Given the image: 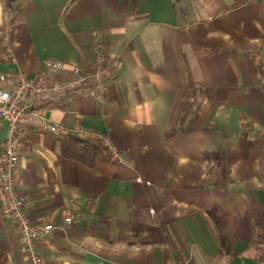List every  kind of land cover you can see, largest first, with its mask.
<instances>
[{
    "label": "crops",
    "instance_id": "1",
    "mask_svg": "<svg viewBox=\"0 0 264 264\" xmlns=\"http://www.w3.org/2000/svg\"><path fill=\"white\" fill-rule=\"evenodd\" d=\"M0 27L6 87L48 59L70 77L108 57L101 98L66 94L46 116L108 141L116 176L35 120L21 129L19 192L57 226L38 244L45 264H264V0H0ZM7 130L0 117V156ZM134 223L169 241L139 243ZM0 264H30L1 209Z\"/></svg>",
    "mask_w": 264,
    "mask_h": 264
},
{
    "label": "built area",
    "instance_id": "2",
    "mask_svg": "<svg viewBox=\"0 0 264 264\" xmlns=\"http://www.w3.org/2000/svg\"><path fill=\"white\" fill-rule=\"evenodd\" d=\"M0 47H4L7 56L14 60L9 46V35L3 27H0ZM66 69L62 61L48 59L41 63L34 74L24 70L17 71L10 87L4 85L5 78L0 71V117L8 122L0 156V209L3 217L11 221L17 229L21 251L30 264H45L44 257L38 251V244L57 226L33 221L27 211L25 199L19 192V149L23 124L35 120L42 131L50 132L58 138L77 137L96 143L113 160L123 163L119 153L103 137L86 130L68 128L62 123L51 122L46 116V111L66 94L81 93L93 99L101 98L108 89V57L101 51L97 52L93 70L83 71L75 67L74 76L64 75ZM73 220L74 216L68 214L65 223H72Z\"/></svg>",
    "mask_w": 264,
    "mask_h": 264
},
{
    "label": "trees",
    "instance_id": "3",
    "mask_svg": "<svg viewBox=\"0 0 264 264\" xmlns=\"http://www.w3.org/2000/svg\"><path fill=\"white\" fill-rule=\"evenodd\" d=\"M13 0H7V2L11 3ZM62 147L65 155H70L72 157H78L85 162L89 163L92 167L99 170L100 172L109 175L116 176L117 171L121 169L122 163L113 160L107 152L98 144L83 141L77 137H65L62 141ZM223 208L214 207L211 210L212 215L217 220V224L219 225V230L221 234L222 247L230 248L229 241L232 240L230 238L232 231L227 229L226 218L223 219L224 215H218L219 210L221 213L223 212ZM234 211L230 210V213ZM135 235L139 238V243L141 244H157L163 245L169 241V237L164 229L157 226L147 225L144 223H134L132 224ZM255 240H258L255 239Z\"/></svg>",
    "mask_w": 264,
    "mask_h": 264
}]
</instances>
